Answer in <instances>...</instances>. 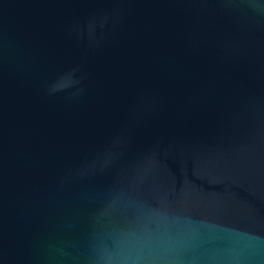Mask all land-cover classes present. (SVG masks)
<instances>
[{
	"label": "water",
	"instance_id": "95a60500",
	"mask_svg": "<svg viewBox=\"0 0 264 264\" xmlns=\"http://www.w3.org/2000/svg\"><path fill=\"white\" fill-rule=\"evenodd\" d=\"M0 264H264V0H0Z\"/></svg>",
	"mask_w": 264,
	"mask_h": 264
}]
</instances>
